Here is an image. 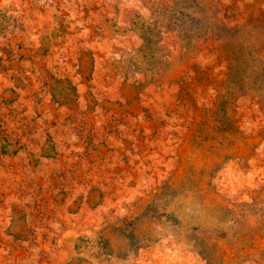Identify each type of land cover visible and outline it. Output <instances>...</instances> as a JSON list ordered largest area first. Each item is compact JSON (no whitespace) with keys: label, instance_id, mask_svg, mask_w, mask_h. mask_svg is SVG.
<instances>
[{"label":"rangeland","instance_id":"obj_1","mask_svg":"<svg viewBox=\"0 0 264 264\" xmlns=\"http://www.w3.org/2000/svg\"><path fill=\"white\" fill-rule=\"evenodd\" d=\"M0 264H264V0H0Z\"/></svg>","mask_w":264,"mask_h":264}]
</instances>
